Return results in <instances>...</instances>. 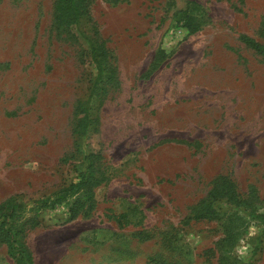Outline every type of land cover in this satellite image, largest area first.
Listing matches in <instances>:
<instances>
[{
  "label": "rangeland",
  "instance_id": "374dc122",
  "mask_svg": "<svg viewBox=\"0 0 264 264\" xmlns=\"http://www.w3.org/2000/svg\"><path fill=\"white\" fill-rule=\"evenodd\" d=\"M55 2L0 0V201L77 180L88 153L99 183L71 221L74 197L40 212L33 264H264V57L240 39L264 43V0H91L78 22Z\"/></svg>",
  "mask_w": 264,
  "mask_h": 264
},
{
  "label": "trees",
  "instance_id": "16d2710c",
  "mask_svg": "<svg viewBox=\"0 0 264 264\" xmlns=\"http://www.w3.org/2000/svg\"><path fill=\"white\" fill-rule=\"evenodd\" d=\"M91 0H56L55 9L59 18L68 19L70 22H78L81 17L88 14V8ZM191 29V24L185 25ZM195 29V28H193ZM241 41L249 48L264 57V43L255 40L247 35L240 36ZM91 56L98 69L96 81L91 88V93L96 89V83L101 79L105 71L104 60L107 55V49L102 43L90 40ZM86 123L89 121L87 109L83 108ZM85 123V124H86ZM95 155L88 153L87 162L84 170L79 172L77 180L69 182L48 195L25 201L18 200L11 196L0 201V244H5L7 253L17 264H33L32 253L25 243V233L40 224V212L52 208L56 204L65 201L68 197H74L68 208V217L66 221L75 219L83 210L91 207L94 201L93 187L99 183L95 169ZM236 203V207L241 201L236 200L235 196L231 201ZM248 216L261 221V230L264 231V212L255 209L248 210ZM212 218L214 215L206 207H198L192 218L203 219ZM243 224V221H242ZM218 264H229L228 256L225 251H220Z\"/></svg>",
  "mask_w": 264,
  "mask_h": 264
}]
</instances>
